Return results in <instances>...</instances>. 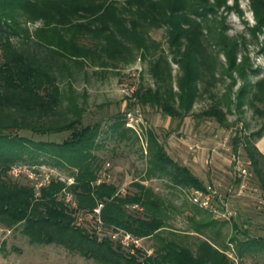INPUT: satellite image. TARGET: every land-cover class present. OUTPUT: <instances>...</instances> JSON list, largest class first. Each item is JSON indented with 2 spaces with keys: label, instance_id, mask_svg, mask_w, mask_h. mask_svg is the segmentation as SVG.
Segmentation results:
<instances>
[{
  "label": "trees",
  "instance_id": "obj_1",
  "mask_svg": "<svg viewBox=\"0 0 264 264\" xmlns=\"http://www.w3.org/2000/svg\"><path fill=\"white\" fill-rule=\"evenodd\" d=\"M221 1L0 0V17L1 12L11 11L42 20L43 26L34 32L33 42L46 50L50 57L48 62L47 58L40 56L41 52L31 54L11 44L5 45V53L1 56L0 222L9 227L22 224V232L32 243L61 245L99 264H235L216 244L219 231H213L217 223L209 213H201L202 210L195 207L196 213L189 218L192 230L185 234L190 232L199 238L196 250L192 251L177 240L176 231L168 228V208L151 188L134 182L131 185L134 191L122 196L114 183L104 181L96 184L100 165L92 151L97 146L100 124L83 125L84 109L73 95L72 84L67 82L66 90L60 86L72 77L74 67H82L102 54L111 60L128 51L129 46L139 48L145 43L143 30L146 27L166 26L176 41L180 38L188 41V4L205 10L211 2L219 4ZM250 1L255 13L264 16V0ZM222 48L229 65L235 67V44L227 41ZM190 51L193 52L192 47L185 46L183 57L189 59ZM188 73L191 76L192 72H187V76ZM193 83L194 77H187L179 85L178 107L167 94L151 88L135 90L134 101L129 106L156 107L171 120L179 119L183 116L180 108L187 112L190 110L194 97L190 94ZM251 99L254 103L264 104V79L253 85ZM254 112L264 117V108L256 107ZM200 116L211 117L220 125L224 122L217 111ZM120 127H124V123L118 119L112 128ZM14 131H30L43 136L68 133V136L62 142L33 141L11 133ZM262 134L264 124L253 137L258 140ZM242 138H234L235 150L243 146L250 161V170L256 173L264 189V170L260 167V159H264V155L248 138ZM147 152L148 176L158 174L173 186L186 190L202 188V181L168 155L153 131L148 132ZM25 155L32 160V165H36V159L42 155L51 160L53 166L69 172L74 184L67 190L73 194L76 208H71L61 199L65 188L62 182L52 180L36 196L27 179L6 176L12 164L25 161ZM99 205V217L104 228H121L138 238H153L152 253L149 256L140 250L129 253L108 240L99 242L93 229L76 224L79 215H93ZM201 215L206 217L197 219ZM232 226L236 233L229 242L236 244L240 256L264 247V237L251 238L245 229L242 230L243 239L239 240L236 234L241 230L236 222Z\"/></svg>",
  "mask_w": 264,
  "mask_h": 264
},
{
  "label": "rangeland",
  "instance_id": "obj_2",
  "mask_svg": "<svg viewBox=\"0 0 264 264\" xmlns=\"http://www.w3.org/2000/svg\"><path fill=\"white\" fill-rule=\"evenodd\" d=\"M191 5L189 3L187 7L188 41L185 38L176 41L166 26L146 27L143 30L145 43L139 48L129 46L128 51L111 60L102 54L82 67H74L72 77L60 83V86L66 90V83L72 84L73 95L84 109L83 125L100 124L97 146L92 151L98 159L100 175H104L107 182L114 183L122 196L134 191L131 186L134 182L151 188L168 208V228L176 231L177 240L195 251L199 238L190 232L185 234L192 230L189 218L196 213L195 206L188 201L186 189L173 186L167 178L158 174L148 176V132L153 131L168 155L179 165L189 168L203 184L215 182L227 186L231 181V168L227 161L230 152L219 146L225 137L224 130H232L227 142L230 149L235 150L234 138L243 137V140L248 138L254 143L258 152L264 155V134L258 140L253 137L264 124V117H259L254 109L264 108V104L254 103L251 99L253 85L264 79V16L255 13L250 0H223L219 4L211 2L205 10ZM16 13L1 12L0 61L5 53V45L11 44L31 54L41 52L40 56L50 62L47 51L33 42L34 32L43 26L42 20ZM227 41L236 47L233 54L235 67L229 65L222 48ZM187 45L193 50L189 52V59L182 55ZM189 71L192 72L191 76L189 73L187 76ZM187 77H194L195 83L190 87L191 91L194 88L190 91L194 97L188 112L180 108L181 118L171 120L156 107L129 106L134 101L132 96L135 90L151 88L167 94L178 107L179 85ZM212 110L223 117L222 125L211 117L200 116ZM130 112L140 115L141 120L135 130L125 126L123 117ZM118 119L123 121L124 127L114 130L112 126ZM11 133L45 142H62L68 136V133L45 136L30 131ZM215 147L218 154L213 155L211 149ZM237 150H240L243 160L249 161L243 146L240 145ZM24 158L25 161L12 164L6 176L11 177V168L26 166L39 173L43 172L40 167H44V171L50 170L52 175L69 177L65 168L53 166L46 156L39 155L36 165H32V160L26 155ZM260 162L264 170V159H260ZM252 173L253 185L262 188L256 173ZM235 206L240 214L236 223L241 230L236 237L242 240V230L245 229L251 238L264 237V214L255 210L247 199L237 200ZM134 209L139 210L138 207ZM205 217L201 215L197 219ZM215 222L217 225L213 231H219L216 244L231 261L235 264H264V247L240 256L236 244L229 242L236 233L233 222L216 219ZM80 223L82 227L93 229L97 241L108 240L129 253L133 248L134 252L140 250L149 256L155 245L153 238H140L137 248L123 246L120 242L121 231L114 238L115 227L95 225L94 214ZM22 229V224L9 227L0 222V264H99L61 245L32 243Z\"/></svg>",
  "mask_w": 264,
  "mask_h": 264
},
{
  "label": "built area",
  "instance_id": "obj_3",
  "mask_svg": "<svg viewBox=\"0 0 264 264\" xmlns=\"http://www.w3.org/2000/svg\"><path fill=\"white\" fill-rule=\"evenodd\" d=\"M124 118L125 126L134 130L136 129V124L141 120L140 115H138L137 112L127 113ZM224 133V140L219 144V146L230 152V156L227 161L231 168V181L227 186H223L221 183L215 182L205 183L202 188H192L187 190L186 197L192 205L209 213L214 219L219 221L236 222L239 219L240 214L235 206V202L243 199L249 200L255 210L264 214V189L253 185V173L250 170V162L241 158L240 150H232L227 145L228 139L232 135V130H224ZM211 153L213 155L218 154L216 147L211 149ZM40 168V170L43 171L41 173L26 166H22V168L13 167L10 169L9 174L14 179H27L35 191L36 196H39L41 189L47 187L52 180L64 183L65 188L62 190L61 199L71 208H76L75 198L73 194L67 190L68 187L74 184V179L72 177L52 175L50 173L52 171H44V167ZM104 181H106V177L104 175H100L96 184H100ZM132 208H137V206H133ZM100 209L101 205L95 208L93 213L97 225L102 224L99 217ZM85 219L86 216L79 215L76 220V224L80 225V222ZM119 231H121L120 242L123 246H133L134 248L138 247L140 238H134L131 234L120 228H115L112 236L115 238L119 235ZM133 252L132 248L131 253Z\"/></svg>",
  "mask_w": 264,
  "mask_h": 264
},
{
  "label": "crops",
  "instance_id": "obj_4",
  "mask_svg": "<svg viewBox=\"0 0 264 264\" xmlns=\"http://www.w3.org/2000/svg\"><path fill=\"white\" fill-rule=\"evenodd\" d=\"M262 145H264V143H262Z\"/></svg>",
  "mask_w": 264,
  "mask_h": 264
}]
</instances>
